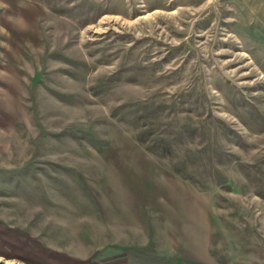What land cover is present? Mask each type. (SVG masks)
<instances>
[{
  "label": "rangeland",
  "instance_id": "374dc122",
  "mask_svg": "<svg viewBox=\"0 0 264 264\" xmlns=\"http://www.w3.org/2000/svg\"><path fill=\"white\" fill-rule=\"evenodd\" d=\"M0 5V264H264V0Z\"/></svg>",
  "mask_w": 264,
  "mask_h": 264
},
{
  "label": "clouds",
  "instance_id": "9594fccd",
  "mask_svg": "<svg viewBox=\"0 0 264 264\" xmlns=\"http://www.w3.org/2000/svg\"><path fill=\"white\" fill-rule=\"evenodd\" d=\"M0 7H9L8 5H0ZM8 21L10 23L13 24V26L17 29V30H20V31H24L27 29V21L24 19L23 16H17V17H13L11 15H9L7 17ZM0 32H3L4 34L6 35H10V33H8L7 29H3V28H0Z\"/></svg>",
  "mask_w": 264,
  "mask_h": 264
}]
</instances>
